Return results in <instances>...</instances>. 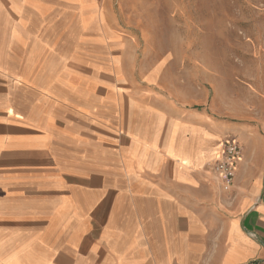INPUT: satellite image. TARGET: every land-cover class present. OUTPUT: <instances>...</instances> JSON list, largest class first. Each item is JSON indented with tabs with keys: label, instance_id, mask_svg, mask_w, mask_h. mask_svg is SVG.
Segmentation results:
<instances>
[{
	"label": "crops",
	"instance_id": "0c3cea01",
	"mask_svg": "<svg viewBox=\"0 0 264 264\" xmlns=\"http://www.w3.org/2000/svg\"><path fill=\"white\" fill-rule=\"evenodd\" d=\"M88 4L0 0V264H264V116L188 112L153 73L76 74L59 27L86 31ZM228 132L244 153L225 188Z\"/></svg>",
	"mask_w": 264,
	"mask_h": 264
},
{
	"label": "rangeland",
	"instance_id": "374dc122",
	"mask_svg": "<svg viewBox=\"0 0 264 264\" xmlns=\"http://www.w3.org/2000/svg\"><path fill=\"white\" fill-rule=\"evenodd\" d=\"M88 2L86 31L59 27L60 40L75 41L76 74L109 84L118 74V86L135 88L153 73L156 88L188 112L235 126L264 116V0ZM101 21L109 27H96Z\"/></svg>",
	"mask_w": 264,
	"mask_h": 264
},
{
	"label": "built area",
	"instance_id": "2783aa9c",
	"mask_svg": "<svg viewBox=\"0 0 264 264\" xmlns=\"http://www.w3.org/2000/svg\"><path fill=\"white\" fill-rule=\"evenodd\" d=\"M243 153L242 145L233 135H227L219 142L218 154L212 169L215 178L225 188L232 186L239 164L243 160Z\"/></svg>",
	"mask_w": 264,
	"mask_h": 264
}]
</instances>
